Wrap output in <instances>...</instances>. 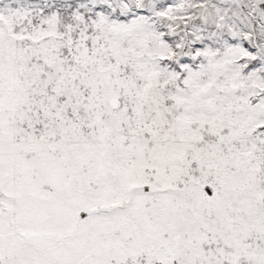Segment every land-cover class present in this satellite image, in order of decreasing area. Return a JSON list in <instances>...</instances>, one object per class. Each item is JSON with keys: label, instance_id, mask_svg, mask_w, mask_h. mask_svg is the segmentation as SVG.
<instances>
[{"label": "snow or ice", "instance_id": "obj_1", "mask_svg": "<svg viewBox=\"0 0 264 264\" xmlns=\"http://www.w3.org/2000/svg\"><path fill=\"white\" fill-rule=\"evenodd\" d=\"M0 264H264V0H0Z\"/></svg>", "mask_w": 264, "mask_h": 264}]
</instances>
